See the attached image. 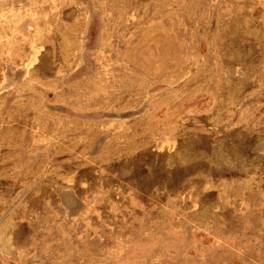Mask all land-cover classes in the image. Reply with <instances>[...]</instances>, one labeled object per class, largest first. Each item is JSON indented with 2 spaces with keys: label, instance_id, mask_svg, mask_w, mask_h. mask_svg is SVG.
I'll return each instance as SVG.
<instances>
[{
  "label": "rangeland",
  "instance_id": "374dc122",
  "mask_svg": "<svg viewBox=\"0 0 264 264\" xmlns=\"http://www.w3.org/2000/svg\"><path fill=\"white\" fill-rule=\"evenodd\" d=\"M0 264H264V0H0Z\"/></svg>",
  "mask_w": 264,
  "mask_h": 264
}]
</instances>
